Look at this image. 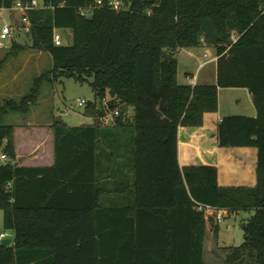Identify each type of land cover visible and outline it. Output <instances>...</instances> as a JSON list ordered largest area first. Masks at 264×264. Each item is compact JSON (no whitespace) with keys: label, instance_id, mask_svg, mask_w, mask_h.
I'll return each mask as SVG.
<instances>
[{"label":"trees","instance_id":"1","mask_svg":"<svg viewBox=\"0 0 264 264\" xmlns=\"http://www.w3.org/2000/svg\"><path fill=\"white\" fill-rule=\"evenodd\" d=\"M16 1L0 0V9ZM96 1L40 0L42 8L27 12V39L51 67L0 110V152L10 163L0 166V212L13 235L0 264H204L205 234H217L221 211L252 213L223 264H264V0H118V12L112 0ZM203 20L219 38L214 47ZM53 30L67 32L69 44L55 47ZM200 41L213 48L214 84H178L176 52ZM62 80L90 81L94 101L119 109L114 126L99 127L105 113L89 103L91 126L52 122V167H17L14 128L1 125L3 117L26 113L43 83ZM218 89H243L252 99L255 117H222L216 143L256 150L253 187H220L215 168L178 166V128H199L204 114L216 113ZM122 107L132 110L130 122ZM120 138L132 145L128 153ZM105 195L131 202L105 206Z\"/></svg>","mask_w":264,"mask_h":264},{"label":"rangeland","instance_id":"2","mask_svg":"<svg viewBox=\"0 0 264 264\" xmlns=\"http://www.w3.org/2000/svg\"><path fill=\"white\" fill-rule=\"evenodd\" d=\"M18 20L16 14L0 11V31L4 25H9L15 29L13 42L10 44H2L0 48V110L6 102L18 104L28 94L33 80L46 74L51 67L49 56L46 53H39L33 50L27 37L23 36L18 30ZM60 33L62 36L64 34L66 35L64 32ZM232 39H235L234 35ZM12 44L15 45L13 49L11 48ZM68 44L69 42L67 40L63 41V46H67ZM190 52L194 55L190 66L192 72L201 78L203 83L206 82L207 77L213 79L215 65L210 61L214 58L212 46L200 41L199 47L190 50ZM204 53L208 56L204 59L202 58L197 63L196 58L199 59ZM181 55L180 53L177 57L179 60ZM178 71H180V68ZM177 81L178 84L183 83V77L178 76ZM89 83L90 81L84 84H77L72 80H62L54 84L43 83L40 87L38 98L33 104L27 106V112L21 114L8 111L3 117L1 125L12 127L23 126L26 129L45 125L49 121H59L68 128L90 125L92 118L87 115L86 107L78 108L76 106L77 101H84L86 104L94 103L95 111H102L101 103L93 99V93L89 87ZM237 101L239 103H236ZM217 102L219 105L218 114L222 117H251L253 115L252 99L246 90H220L217 96ZM120 111L123 117L130 122L132 119V110L122 107ZM197 133L194 134L192 140L194 138H196V141L200 139L201 135H199V132ZM31 134L33 139H43V131L39 129L35 132L31 131ZM129 137L132 138L130 133L126 131L123 138L127 140ZM182 138L183 134L181 133V142ZM120 142L122 143L123 151L128 153L127 151L132 145L129 141H123L122 138H120ZM251 215V212H239L232 216L226 215L218 225L217 234L213 235L212 233H208L205 235L203 251L204 264H223L224 256L227 252L226 248L239 247L241 245L242 231L239 225L245 222ZM0 234H6L7 238L5 240L12 241V233L4 231L2 228L1 212Z\"/></svg>","mask_w":264,"mask_h":264},{"label":"crops","instance_id":"3","mask_svg":"<svg viewBox=\"0 0 264 264\" xmlns=\"http://www.w3.org/2000/svg\"><path fill=\"white\" fill-rule=\"evenodd\" d=\"M182 54L180 60L178 55ZM184 54V55H183ZM208 56V55H207ZM194 55L190 50H178L176 52V60L178 61L180 71L177 77H183V83L189 86L203 85L206 83L214 84L215 72L213 79L206 78L203 83L201 78L192 72L191 64ZM197 59V63L202 56ZM210 61L215 65L216 59ZM178 68V69H179ZM178 83V81H177ZM217 90V96L219 93ZM249 95V93H248ZM250 96V95H249ZM236 103H239L237 101ZM219 105L217 102V112L213 114H204L202 125L199 128H178L177 130V162L180 169L189 167H213L217 170V184L220 187H253L255 185V149H220L216 143V126L222 116L218 114ZM256 115L253 107L254 118ZM50 122V123H49ZM46 122L45 125L25 128L23 126L13 127V145L15 153V165L24 168H50L54 163V141L50 126L53 121ZM90 125H82L86 127ZM37 129L43 131V139H33L31 131ZM199 132L200 139L192 140L195 133ZM19 134L18 138L17 135ZM183 134L182 142L180 135ZM198 134V133H197ZM181 143V144H180ZM24 145V146H23ZM181 158L182 155L186 154ZM103 205L108 206L111 203L122 204L125 206L131 202L130 198L121 197L120 195L102 196ZM234 215V214H233ZM226 216V215H225ZM232 216V215H231ZM210 232H206L208 234ZM205 234V235H206ZM205 240V239H204ZM12 245V242L11 244ZM204 251V242H203ZM204 262V261H203ZM72 264H76L73 262Z\"/></svg>","mask_w":264,"mask_h":264},{"label":"built area","instance_id":"4","mask_svg":"<svg viewBox=\"0 0 264 264\" xmlns=\"http://www.w3.org/2000/svg\"><path fill=\"white\" fill-rule=\"evenodd\" d=\"M100 1L97 0L96 4L99 6L100 5ZM108 6H110V8L115 11L118 12L119 10H121L122 4L118 1V0H112ZM42 8V4L40 1L37 0H17L13 6L8 9V10H3L0 9V11H7L11 14H16L18 16V22H19V31L21 32V34L25 37H27V35L29 34L30 31V25H29V21L27 19V12L32 11V10H36V9H40ZM90 12V9L84 10L81 12V15L83 17L88 16ZM263 13H264V8H263ZM14 32L15 29H13L11 26L9 25H4L0 31V48L2 47V44H10L11 42H13V37H14ZM62 31H58V30H53L52 32V44L55 47H61L63 46V41L67 40L69 41L70 39H68V33H66V35L64 34L63 36L61 35ZM70 38V37H69ZM207 54L204 53V55L202 56V58H206ZM201 67V66H199ZM76 106L78 108H84L87 106L86 102L84 101H77L76 102ZM101 106H102V110L104 111L105 115L100 117L97 122L99 127L101 128H110L113 127L115 124V118L118 116L119 113V109H114V110H109V102L108 100H103L101 102ZM10 164L8 158L2 153L0 152V166H6ZM226 215L225 212L221 211V212H217L214 215V221L216 222V224H219L220 222H222L223 217ZM7 238L6 234H0V243L2 241H4Z\"/></svg>","mask_w":264,"mask_h":264},{"label":"water","instance_id":"5","mask_svg":"<svg viewBox=\"0 0 264 264\" xmlns=\"http://www.w3.org/2000/svg\"><path fill=\"white\" fill-rule=\"evenodd\" d=\"M200 31L202 32V34L204 35V37L210 42V44L214 47L216 46L219 38L215 33L214 27L212 25V23L208 20H203L201 22L200 25ZM70 36H68V39ZM211 83V81H209V84ZM89 105V103L87 104ZM1 145V144H0ZM11 244L10 240H4L0 243V247L1 248H6Z\"/></svg>","mask_w":264,"mask_h":264}]
</instances>
